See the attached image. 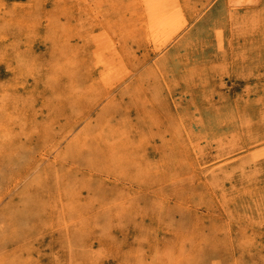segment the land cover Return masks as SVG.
<instances>
[{
  "label": "rangeland",
  "instance_id": "rangeland-1",
  "mask_svg": "<svg viewBox=\"0 0 264 264\" xmlns=\"http://www.w3.org/2000/svg\"><path fill=\"white\" fill-rule=\"evenodd\" d=\"M263 61L264 0H0V264H264Z\"/></svg>",
  "mask_w": 264,
  "mask_h": 264
},
{
  "label": "bare ground",
  "instance_id": "bare-ground-1",
  "mask_svg": "<svg viewBox=\"0 0 264 264\" xmlns=\"http://www.w3.org/2000/svg\"><path fill=\"white\" fill-rule=\"evenodd\" d=\"M45 1V0H44ZM153 1V0H152ZM155 1V0H154ZM46 3V2H45ZM152 3H154V2H152ZM211 3V2H210ZM84 4V3H83ZM151 4V3H150ZM230 5V4H229ZM249 5V4H248ZM259 5V4H258ZM242 7V6H241ZM232 9V8H231ZM235 9V8H234ZM185 12H187V11H185ZM259 13V12H258ZM163 19H165V18H163ZM163 21V20H162ZM114 23H116V22H114ZM134 28V27H133ZM136 33V32H135ZM122 36V35H121ZM251 36V35H250ZM232 37V36H231ZM241 39V38H240ZM239 39V40H240ZM230 45V44H229ZM255 46V45H254ZM158 47V46H157ZM7 49V48H6ZM182 51V50H181ZM139 52V51H138ZM150 54V53H149ZM233 54V53H232ZM260 55V54H259ZM190 56V55H189ZM237 59V58H236ZM233 61V60H232ZM264 62V61H263ZM146 63V62H145ZM149 63V62H148ZM147 63V64H148ZM2 64V63H1ZM264 65V64H263ZM178 66V65H177ZM258 66V65H257ZM144 67V66H143ZM142 67V68H143ZM257 68V67H256ZM2 69V68H1ZM4 69V68H3ZM183 70V69H182ZM244 70V69H243ZM260 70V69H259ZM7 71V70H6ZM256 71V70H255ZM233 72V71H232ZM245 72V71H244ZM6 74H7V72H6ZM170 76V75H169ZM218 76V75H217ZM230 76V75H229ZM233 76V75H232ZM29 78V77H28ZM225 78V77H224ZM255 78V77H254ZM242 80V79H241ZM240 80V81H241ZM227 81V80H226ZM153 83V82H152ZM226 83V82H225ZM233 83V82H232ZM231 83V84H232ZM251 83V82H250ZM239 85V84H238ZM228 86H230V85H228ZM232 86V85H231ZM241 86V85H240ZM117 89V88H116ZM248 89V88H247ZM234 90V89H233ZM177 93V92H176ZM234 94V93H233ZM184 95V94H183ZM216 95V94H215ZM215 95H214V97H215ZM114 100H116V99H114ZM117 101H119V100H117ZM178 101V100H177ZM155 105V104H154ZM128 106V105H127ZM255 106V105H254ZM140 109V108H139ZM194 110V109H193ZM131 112V111H130ZM196 113H197V111H196ZM136 115V114H135ZM134 116V115H133ZM116 118H117V116H116ZM64 121V120H63ZM136 121V120H135ZM253 123H255V122H253ZM137 124V123H136ZM218 124V123H217ZM225 124V123H224ZM252 124V123H251ZM138 125V124H137ZM264 125V124H263ZM55 126V125H54ZM139 126V125H138ZM198 126V125H197ZM159 128V127H158ZM199 128V127H198ZM55 129H56V127H55ZM197 129V128H196ZM220 129V128H219ZM165 136V135H164ZM67 137V136H66ZM69 137V136H68ZM156 137V136H155ZM168 137V136H167ZM22 138V137H21ZM157 138V137H156ZM230 138V137H229ZM208 139V138H207ZM23 140V139H22ZM63 140V139H62ZM63 142V141H62ZM99 142V141H98ZM169 142H171V141H169ZM161 143V142H160ZM258 143V142H257ZM52 144V143H51ZM170 144V143H169ZM187 144V143H186ZM205 144V143H204ZM261 144V143H260ZM257 146V145H256ZM263 146V145H262ZM149 147V146H148ZM252 147V146H251ZM189 148V147H188ZM257 148V147H256ZM255 149V148H254ZM167 150V149H166ZM244 150V149H243ZM54 151V150H53ZM157 151V150H156ZM213 151V150H212ZM186 152V151H185ZM241 152V151H240ZM42 153H43V151H42ZM150 153V152H149ZM157 153V152H156ZM191 153V152H190ZM184 154V153H183ZM192 154V153H191ZM237 154V153H236ZM42 155V154H41ZM188 155V154H187ZM232 155H234V154H232ZM50 156V155H49ZM188 157H189V155H188ZM194 157V156H193ZM227 157V156H226ZM157 159V158H156ZM189 159V158H188ZM191 159V158H190ZM223 159V158H222ZM222 159H220V160H222ZM20 161V160H19ZM16 162V164H15V166L14 167H17V168H19V170H20V172H22V171H24L25 169H28V165L27 164H25L24 166H23V164H22V162ZM32 162V161H31ZM69 162V161H68ZM87 162V161H86ZM196 162V161H195ZM217 162V161H216ZM15 163V162H14ZM68 164V163H67ZM90 164V163H89ZM195 164V163H194ZM112 165V164H111ZM93 166V165H92ZM39 167V166H38ZM194 167V166H193ZM83 168V167H82ZM13 170H15V169H13ZM19 170H17V171H19ZM86 170V169H85ZM91 171V170H90ZM57 172V171H56ZM2 176H1V178H5L6 176H8V174H9V172H7V169L6 170H3L2 171ZM23 174H25L24 172H23ZM201 177H203V176H201ZM7 178L8 177H6V180H7ZM84 178V177H83ZM112 178V177H111ZM4 180V179H3ZM182 180V179H181ZM233 180V179H232ZM105 181H106V179H105ZM120 181V180H119ZM196 181V180H195ZM125 182V181H124ZM228 182V181H227ZM255 182V181H254ZM127 183V182H126ZM125 183V184H126ZM181 183V182H180ZM193 183V182H192ZM200 183H201V181H200ZM257 183V182H256ZM261 183V182H260ZM168 184V183H167ZM213 184V183H212ZM219 184V183H218ZM237 184V183H236ZM224 186V185H223ZM137 187V186H136ZM17 188V187H16ZM93 188V187H92ZM135 188V187H134ZM139 188H140V186H139ZM91 189V188H90ZM82 192V191H81ZM89 192V191H88ZM85 194V193H84ZM89 194V193H88ZM94 196V195H93ZM178 196V195H177ZM237 196V195H236ZM235 198V197H234ZM170 199V198H169ZM15 201V200H14ZM170 202H171V200H170ZM188 202V201H187ZM214 202V201H213ZM55 203V202H54ZM171 205H172V203H170ZM191 204V203H190ZM142 205V204H141ZM177 205V204H176ZM193 205V204H192ZM203 207V206H202ZM219 207V206H218ZM240 209V208H239ZM217 210H219V208L217 209ZM59 211V210H58ZM216 211V210H215ZM211 212V211H210ZM13 213V215H15L16 213L15 212H12ZM260 213V212H259ZM211 214V213H210ZM209 215V214H208ZM214 215V214H213ZM216 216H217V214H215ZM246 215V214H245ZM90 216H92V215H90ZM177 216V215H176ZM94 217V216H93ZM102 217V216H101ZM220 217V216H219ZM212 218H214V217H212ZM220 218H222V217H220ZM218 219V218H217ZM226 219V218H225ZM232 219V218H231ZM207 220V219H206ZM224 221V220H223ZM96 222V221H95ZM205 223V222H204ZM249 224V223H248ZM129 225H130V223H129ZM220 225V224H219ZM224 225H225V223H224ZM226 225H227V223H226ZM262 226V225H261ZM223 228V227H222ZM112 229V228H111ZM219 229H221V228H219ZM188 231V230H187ZM229 231V230H228ZM206 232V231H205ZM223 232V231H222ZM55 233V232H54ZM217 233V232H216ZM220 233V232H219ZM221 234V233H220ZM44 240V239H43ZM230 240V239H229ZM26 242V241H25ZM34 242V241H33ZM35 243V242H34ZM135 243V242H134ZM31 244V243H30ZM16 245V244H15ZM39 245V244H38ZM55 245V244H54ZM8 247V246H7ZM12 247V246H11ZM33 247V246H32ZM229 248H230V246H229ZM46 249V248H45ZM94 249V248H93ZM232 249V248H231ZM5 250V249H4ZM218 251H219V249H218ZM228 252V251H227ZM222 253V252H221ZM236 253V252H235ZM34 256V255H33ZM125 256V255H124ZM192 257V256H191ZM97 259V258H96ZM229 259V258H228ZM128 260V259H127ZM234 263V262H233ZM172 264H174V263H172ZM230 264V263H229Z\"/></svg>",
  "mask_w": 264,
  "mask_h": 264
}]
</instances>
